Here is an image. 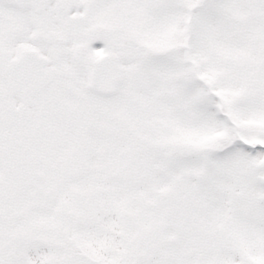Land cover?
Wrapping results in <instances>:
<instances>
[{
	"label": "snow or ice",
	"instance_id": "1",
	"mask_svg": "<svg viewBox=\"0 0 264 264\" xmlns=\"http://www.w3.org/2000/svg\"><path fill=\"white\" fill-rule=\"evenodd\" d=\"M0 264H264V0H0Z\"/></svg>",
	"mask_w": 264,
	"mask_h": 264
}]
</instances>
